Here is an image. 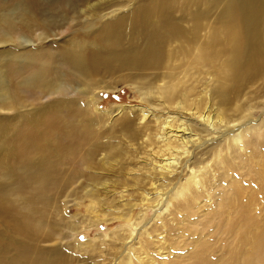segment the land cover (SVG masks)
<instances>
[{
	"label": "rangeland",
	"instance_id": "374dc122",
	"mask_svg": "<svg viewBox=\"0 0 264 264\" xmlns=\"http://www.w3.org/2000/svg\"><path fill=\"white\" fill-rule=\"evenodd\" d=\"M231 1L0 0V118L11 128L24 122L16 133L0 135V145L9 140V151L0 153V241L7 263L39 264L38 253L49 260L57 251L66 264H97L81 234L75 239L83 251L65 248L75 242L74 228L95 216L112 219L114 225L96 228L93 240L137 210L150 190L131 146L138 110L159 104L162 81L206 82L199 53L217 65L227 62L223 34L233 23ZM260 41L264 55V32ZM42 158L56 180L38 188L30 179ZM205 207L211 212H185L195 215L194 223L174 217L182 231L166 245L179 248L180 262L195 242L207 244L216 264L250 257L253 235L239 244L220 234L228 217ZM202 228L206 234L196 238Z\"/></svg>",
	"mask_w": 264,
	"mask_h": 264
},
{
	"label": "bare ground",
	"instance_id": "6f19581e",
	"mask_svg": "<svg viewBox=\"0 0 264 264\" xmlns=\"http://www.w3.org/2000/svg\"><path fill=\"white\" fill-rule=\"evenodd\" d=\"M228 10L233 23L223 34V42L230 48L227 62L217 65L199 53L196 61L207 67L206 82L189 84L179 78L162 81L156 89L159 104L138 110L139 127L131 146L141 164L138 173L150 190L143 192L137 210L123 215L125 218L118 217L114 232L99 233L93 240L89 239L96 228L114 225L112 219L95 216L83 228H74L70 238L75 239L76 234L87 238L84 246L98 258L97 264L218 263L206 243L195 242L182 262L179 248L166 245L182 231L172 224L174 217L194 223L195 215L185 212L201 209L199 215H205L211 212L206 203L228 217L220 234H231L239 244L245 243L246 235H253L254 253L246 260L244 255H233L232 264H264V55L260 41L264 0H232ZM72 61L80 63L75 57ZM7 120L0 118V135L14 134L24 123L11 128ZM8 147L5 138L0 153H7ZM11 177L22 183L19 176ZM55 180L46 160L40 159L30 181L44 188ZM258 206L262 217L259 233ZM195 232L199 238L207 230ZM68 246L65 248L84 250L76 239ZM53 253L49 260L40 253L35 258L39 264H66L57 251ZM4 254L0 241V264H9Z\"/></svg>",
	"mask_w": 264,
	"mask_h": 264
}]
</instances>
